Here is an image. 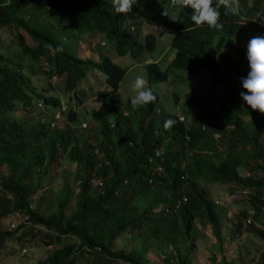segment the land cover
<instances>
[{
    "label": "trees",
    "instance_id": "16d2710c",
    "mask_svg": "<svg viewBox=\"0 0 264 264\" xmlns=\"http://www.w3.org/2000/svg\"><path fill=\"white\" fill-rule=\"evenodd\" d=\"M142 1L151 11L133 5L130 13L116 14L112 0H0V35L7 33L4 39L13 43L0 50V249L9 240L20 245L43 237L55 246L32 264H147L145 253L158 238L171 246L178 264H189L199 235L195 219H205L218 238L223 209L197 187L196 176L227 183L233 200H244L235 213V234L249 216L247 229L264 241V114L240 96L241 78L250 71L247 59L231 62L221 76L207 50L216 33L237 42L264 36V0L248 5L239 0L229 15L221 7V29L196 27L191 7L180 18L170 15L172 21L157 9L167 0ZM135 14L138 22L131 27ZM147 24L172 28L169 45L174 48L165 68L157 59L144 63L149 86L167 80L176 69L195 71L198 66L209 78L211 99L186 94L183 113L189 121L175 115L169 130L163 126L168 113L157 90L154 102L133 109L131 98L121 99L117 90L122 66L107 55L93 59L74 50L78 33L98 31L113 40L118 54L138 56L154 46ZM92 69L103 73L105 90L88 92L82 85L89 83L80 84ZM41 74L64 79L75 105L62 106L59 94L35 85ZM91 94L100 97L104 112L92 108L98 128L79 137L75 132L82 128L71 121L80 101ZM172 96L175 101L179 94L173 91ZM63 153L75 165L73 183L63 179L52 196L46 183ZM182 195L185 200L173 209ZM18 215L25 220L18 221ZM5 217L15 218L16 224L9 227L8 219L3 226ZM125 234L136 241L114 247ZM162 251V261L168 262L169 254ZM211 261L228 264L223 257ZM249 264H264V248Z\"/></svg>",
    "mask_w": 264,
    "mask_h": 264
},
{
    "label": "rangeland",
    "instance_id": "374dc122",
    "mask_svg": "<svg viewBox=\"0 0 264 264\" xmlns=\"http://www.w3.org/2000/svg\"><path fill=\"white\" fill-rule=\"evenodd\" d=\"M246 5L250 4L252 0H244ZM242 1L233 0V6L237 9L241 5ZM134 5L142 7L145 11L146 4L142 0H137ZM134 7V6H133ZM166 11L173 18H180L183 15L189 13L188 7L184 10H176L169 7L164 2L157 5V9ZM133 9V8H132ZM152 7L148 6L147 12L151 11ZM158 9V10H159ZM133 19L131 27L138 22V14ZM244 15V14H243ZM143 23V21H141ZM148 30L154 34L155 41L154 46L151 51L143 50L138 56L132 57L127 53L118 54L115 51V44L111 38H107L102 33L96 31L92 36H86L84 34L78 33L76 41L74 43V50L80 55L90 56L93 59L98 56V58L107 55L112 61L122 66L124 69V74L118 83V93L121 99L126 97L132 98L134 92L132 90V83L137 76H142L146 80L144 63L150 59H157V63L160 68H165L170 57L174 54V48L169 45V38L173 32L170 27H158L155 25H148ZM144 31V29H143ZM7 33H2L0 35V50H9L8 43L9 40H5L4 37ZM262 36V35H253ZM142 35L138 36L141 39ZM24 40L32 45L33 40L24 36ZM231 43V44H230ZM8 47V48H7ZM73 47V46H71ZM246 48L247 41L237 42L234 38L224 34L216 33L212 41L207 46L208 52L214 57L218 64V71L220 75H224L226 71L230 70L228 65L231 62L241 61L246 58ZM145 51V52H144ZM226 52V58H222L223 53ZM84 57V56H83ZM234 65V64H233ZM234 69L236 68L235 66ZM247 69L249 66L247 64ZM250 70V69H249ZM43 75H36V79L33 80L34 84L41 88H46L50 90L51 93L59 94L62 106H66L67 103L70 106L75 105L76 97L73 98L71 90H64L63 85L65 80L50 78L43 79ZM171 81H169V80ZM167 80L158 81L153 83L152 88L158 91L159 94V104L161 108L168 113V117L164 118V122L167 119H173L176 115L182 120L189 121L188 116L183 113L185 110L187 95H194L200 101H208L211 99V94L207 90V83L209 78L207 74L204 73L203 68L198 66L195 71H188L183 69H176L172 72ZM89 83L82 85L86 91L90 89H95L97 91H103L107 88V84L104 81L103 73L97 70H88L86 75L80 81V84ZM79 84V86H80ZM77 87V86H76ZM62 90V91H61ZM175 91L179 94V97L174 101L172 92ZM86 99V98H85ZM185 102V104H184ZM37 100L34 102L35 105ZM80 106L77 111L75 118L71 121V125L74 127H80L81 130L75 133L80 137V133L84 134L90 131L92 128V133L98 128V124L92 119L90 111L92 108L104 112V105L102 100L98 95L91 94L88 99L80 101ZM61 114L59 111H57ZM105 114V113H102ZM184 114L186 116H184ZM158 115L159 110H158ZM62 116V115H60ZM187 118V119H186ZM244 119H248L249 116H243ZM160 120V116L158 117ZM93 120V122H92ZM94 124L88 129V123ZM161 123V121H160ZM166 139H168V133H165ZM165 140V139H164ZM166 141V140H165ZM213 142V141H207ZM75 172V165L70 162V160L63 153L56 166L50 171L51 175L47 180L51 187L52 196L55 194L57 189L62 185L63 179L68 180L69 186H72L73 181L71 178ZM197 187L204 190L205 194L216 202L221 209V214L219 216V237L217 238L209 223L205 219L196 218L195 226L199 230V235L195 239V247L191 253V261L189 264H214L211 261V257H214L215 261H219L222 257L226 260L228 264H249L250 261H254L257 253H259L264 248V241L256 237L251 231L247 229L246 224L249 216L242 223L241 232L235 234L233 230V223L235 220V213L240 207H243L244 200L236 201L233 200L232 196L229 194V185L224 182L211 181L208 179L200 178L196 176ZM75 190V189H74ZM50 198L46 199L49 202ZM33 206V203H31ZM8 217L2 218L1 224L6 226ZM255 226H261L257 222H253ZM46 238L35 237L31 239L28 243L20 244L14 241H6L5 245L0 249V264H32L37 259H41L48 255L54 244H45ZM136 238L132 240L131 236L128 234L122 235L116 239L114 242V247L121 246L123 244L128 247L131 242H135ZM23 248V249H22ZM169 254L168 262H163L162 256L163 251ZM172 248L169 244L164 243L158 238L151 240V245L146 251L145 255L147 258V264H178L176 259L173 257ZM80 264H84L81 260Z\"/></svg>",
    "mask_w": 264,
    "mask_h": 264
},
{
    "label": "clouds",
    "instance_id": "9594fccd",
    "mask_svg": "<svg viewBox=\"0 0 264 264\" xmlns=\"http://www.w3.org/2000/svg\"><path fill=\"white\" fill-rule=\"evenodd\" d=\"M137 0H112V7L116 14H128L132 11L133 5ZM168 6L176 10H184L191 7L194 11L190 19L196 27L207 25L211 29H221L220 8H224V15L235 14L236 8L233 0H167ZM162 15L175 21L166 11ZM256 21V20H255ZM264 23V20H260ZM62 51L63 49H58ZM246 58L250 71L246 77L241 78L242 100L253 111L264 114V36H254L247 42ZM134 95L131 98V106L137 109L156 100V95L148 82L142 77L137 76L132 83ZM175 121L165 120L164 129L169 130Z\"/></svg>",
    "mask_w": 264,
    "mask_h": 264
},
{
    "label": "built area",
    "instance_id": "2783aa9c",
    "mask_svg": "<svg viewBox=\"0 0 264 264\" xmlns=\"http://www.w3.org/2000/svg\"><path fill=\"white\" fill-rule=\"evenodd\" d=\"M182 116H180L181 118ZM157 153V151H156ZM185 200V196H177L176 199H175V202H174V205H173V209L177 208L178 205L183 202ZM17 215V214H16ZM16 219H18V221H24L25 220V217L22 216V215H18L16 216ZM16 219L12 217V219H10L8 221V226L9 227H13L15 224H16Z\"/></svg>",
    "mask_w": 264,
    "mask_h": 264
}]
</instances>
